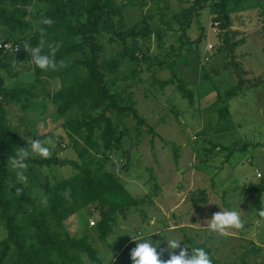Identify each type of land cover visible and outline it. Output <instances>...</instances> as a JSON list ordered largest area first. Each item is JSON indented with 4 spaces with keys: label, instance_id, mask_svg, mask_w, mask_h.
Instances as JSON below:
<instances>
[{
    "label": "rangeland",
    "instance_id": "rangeland-1",
    "mask_svg": "<svg viewBox=\"0 0 264 264\" xmlns=\"http://www.w3.org/2000/svg\"><path fill=\"white\" fill-rule=\"evenodd\" d=\"M32 1L30 6L19 4L21 23L15 30L0 24V44L14 43L19 48L14 53L30 45V35L40 25L39 11L49 7ZM115 3L125 7L127 29L144 32L152 24L154 35L131 39L137 61L123 62L116 74L107 75L118 105L126 110L110 112L120 129L121 149L106 153L98 147L84 159L95 160L94 176L114 174L139 204L115 214L105 242L97 230L101 222L97 204L68 218L63 233L73 238L88 235L103 264H132L130 251L138 243L132 237L151 238L159 252L167 247L169 236L180 239L181 248L189 254L191 248H203L213 264H264V217L259 215L264 193L257 192L264 188V0H230L232 26L228 29L224 21H216L219 0H211L203 10L196 0ZM4 6L9 12L17 10L9 2ZM233 31L240 34L235 36ZM100 38L108 44L110 36L103 33ZM120 45L118 39L108 44L105 58L119 55ZM81 57L76 53L63 59L66 67L45 72L37 83L34 73L24 68L16 78L7 79L6 86L19 92L11 120L23 136L22 147H28V138L51 139L55 146L50 158L60 160L50 166L27 163V185L18 184L10 169L8 197L19 196L16 189L23 188V194L41 208L51 187L78 172L68 160L81 164L79 151L85 143L78 136L70 139L63 127L78 113L61 118L52 96L86 77L82 66L69 69ZM30 59L25 63L28 68L34 65ZM174 62L192 102L176 86L163 85L171 77L169 67ZM236 66L243 71L241 77L235 73ZM233 88L236 97L227 99L225 93ZM98 136L99 132L97 140ZM222 210L237 211L244 227L229 229L228 236L209 231L207 220ZM26 211L30 213L31 207ZM27 218L28 214L22 215L19 223L26 225ZM50 227L59 230L56 225ZM6 239L0 219V243ZM80 257L82 264H95L84 253ZM161 258L168 259V254ZM15 259L12 249L3 264Z\"/></svg>",
    "mask_w": 264,
    "mask_h": 264
},
{
    "label": "trees",
    "instance_id": "trees-1",
    "mask_svg": "<svg viewBox=\"0 0 264 264\" xmlns=\"http://www.w3.org/2000/svg\"><path fill=\"white\" fill-rule=\"evenodd\" d=\"M38 1L49 6L47 10L39 11V21L42 15L54 21L50 27L40 24L38 28L47 29L45 36L47 43L61 45L56 54L57 61L80 53L82 57L76 59L69 69L72 71L82 66L87 70L86 77L61 88L52 96V102L61 118H68L74 112L78 113L77 117L70 119L63 127L70 139L78 136L84 141L85 148L79 151V157L83 162L80 164L75 160H68L78 172L72 178L51 187L45 193L47 203L41 208L36 207L35 201L25 194L8 197V182L12 179L8 157L15 155L18 148H23V136L17 133V127L11 120V110L19 92L9 89L6 82L9 78H16L22 68L30 69L34 73L35 82L43 79L45 72L35 65L31 68L26 66L30 54L25 48L17 53L0 49V219L7 232V239L0 243L2 247L0 264L5 262L12 249L16 253V259L12 264H82L81 253H84L91 262L103 264L88 235L73 238L64 234L63 228L68 218L84 208L97 204L101 215L97 230L100 239L105 242L107 235L112 233L111 223L115 214L139 204L114 174L105 172L94 176L92 168L97 165L95 160L85 161L84 157L90 150L98 147L106 153L121 149L120 129L110 112L124 113L126 110L118 105L117 95L107 83V75L116 74L123 62L137 61V52L130 45V40H135L139 35L144 39L153 36L154 26L150 20L155 19L151 17L149 20L151 24L149 29L137 32L134 27L130 30L125 27L126 22L122 14L125 7L117 5L115 0ZM219 1L221 12L216 21H224L223 27L231 28L232 20L228 14L230 0ZM7 2L17 7V10L9 12L4 6ZM209 2L211 0H196L200 10ZM32 3V0H0V24L15 30L21 23L17 14L19 4L30 6ZM133 3L131 5H134ZM37 29L30 35L29 44L33 47L40 40ZM103 33L109 34V45H112L115 39L120 41L119 55L110 59L105 58L104 53L108 44L103 43L100 38ZM233 33L235 36L240 34L234 31ZM47 51L46 44L44 52ZM169 70L171 77L163 82V85L176 86L183 98L192 102L193 96L179 76L177 64L175 62L171 64ZM235 73L238 77L243 75L242 69L238 66L235 67ZM25 92L34 97L30 91ZM236 93V89H230L225 93V97L227 99L236 97ZM98 132L99 140L96 139ZM98 141L101 144L98 145ZM59 161L58 158L30 157L26 163L50 166L53 163L58 164ZM62 163H67V160H62ZM68 189L71 193L70 199L62 195ZM257 192L261 195L264 188H258ZM27 207H31L30 213L26 211ZM25 214H28V223L20 224L19 219ZM52 224L58 226L59 230H52L50 227Z\"/></svg>",
    "mask_w": 264,
    "mask_h": 264
},
{
    "label": "clouds",
    "instance_id": "clouds-1",
    "mask_svg": "<svg viewBox=\"0 0 264 264\" xmlns=\"http://www.w3.org/2000/svg\"><path fill=\"white\" fill-rule=\"evenodd\" d=\"M53 23L54 21L51 18L42 15L40 20L41 25L50 27ZM37 31L40 35L38 44L35 47L30 45L24 46L30 54V62L44 72L49 70L56 71L59 68L66 67L67 65L63 59L59 62L56 59V54L61 45L59 43H47L45 39L47 29L45 27H39ZM46 44L48 48L47 53L44 52ZM16 50H19V48ZM54 146L51 139L41 141L40 139L28 138L27 148H18L15 155L8 157V166L15 173L18 184H28V177L25 175V172L28 168L26 161L30 158V155L35 154L38 157L48 159L51 157V148ZM23 191V188H17L16 194L21 195ZM62 195L70 199V189L62 193ZM43 202L47 203V199L44 198ZM259 215L264 217V209L259 211ZM206 223L209 231L221 236H228L229 229L240 230L244 227L240 214L235 210L215 212ZM132 240L138 242L136 247L130 251L132 264H213L209 253L203 248H191V254H189L187 248H181V240L175 236L166 238L167 247L161 248L159 252L157 251L158 245L154 246L151 238L132 237ZM178 249L179 252L177 253L176 250ZM165 253L168 254V259L161 258Z\"/></svg>",
    "mask_w": 264,
    "mask_h": 264
},
{
    "label": "built area",
    "instance_id": "built-area-1",
    "mask_svg": "<svg viewBox=\"0 0 264 264\" xmlns=\"http://www.w3.org/2000/svg\"><path fill=\"white\" fill-rule=\"evenodd\" d=\"M18 48L17 45H15L14 43L12 42H5L4 44H0V49H4L8 52H16L18 50H16ZM93 223V222H92ZM94 224V223H93ZM92 224V225H93Z\"/></svg>",
    "mask_w": 264,
    "mask_h": 264
}]
</instances>
